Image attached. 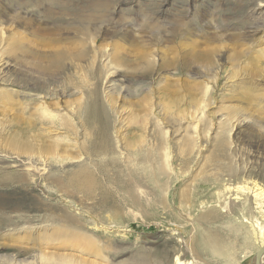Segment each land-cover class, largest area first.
<instances>
[{
  "label": "rangeland",
  "instance_id": "obj_1",
  "mask_svg": "<svg viewBox=\"0 0 264 264\" xmlns=\"http://www.w3.org/2000/svg\"><path fill=\"white\" fill-rule=\"evenodd\" d=\"M160 1L0 0V264H253L264 0Z\"/></svg>",
  "mask_w": 264,
  "mask_h": 264
},
{
  "label": "bare ground",
  "instance_id": "obj_2",
  "mask_svg": "<svg viewBox=\"0 0 264 264\" xmlns=\"http://www.w3.org/2000/svg\"><path fill=\"white\" fill-rule=\"evenodd\" d=\"M9 1V2H8ZM125 1H128V2H134L135 0H122V2H125ZM149 1V0H148ZM151 1V0H150ZM20 2V4L25 8L27 5H28V3H29V1H26V2H22V1H19ZM121 2V3H122ZM160 2H162V5H163V7H161L160 9H159V11L157 12V14H158V17H162V18H164L165 17V15H166V8H165V6L168 4V0H161ZM37 3H39V4H41L42 3V1H40V2H37ZM54 3V2H53ZM6 4H10V0H7V2H6ZM258 7H257V9H261V8H264V2L262 1V2H260L258 5H257ZM203 58V57H202ZM204 59L205 60H207V58H205L204 57ZM187 63H188V60H187V62L186 61H183L182 62V64H181V66L178 64V62H177V60L176 59H174V60H172V64L176 67V66H178L179 65V67H181V68H185L186 67V65H187ZM178 64V65H177ZM2 65H3V63H2ZM201 65L202 66H208V64L207 63H201ZM0 73H1V75H0V79L1 78H3L2 80H4L5 81V74L3 73V70H0ZM2 73L4 74V76L2 75ZM6 79L8 80V78L6 77ZM11 81V80H10ZM3 82V81H2ZM7 83V82H6ZM6 91V90H5ZM14 92V91H13ZM5 93H0V96H2V95H4ZM198 99V98H197ZM195 100L196 102L198 101V100ZM192 101H194V100H192ZM194 101V102H195ZM195 102V103H196ZM201 102V101H200ZM196 104H198V102L196 103ZM200 105V104H199ZM204 106V105H203ZM205 107V106H204ZM199 109H201L202 110V106L199 108ZM204 110V109H203ZM202 110V111H203ZM200 111V110H199ZM183 116V115H182ZM192 140H194L195 142H196V140L193 138ZM96 145V144H95ZM82 147V146H81ZM106 148V147H105ZM104 149V148H103ZM100 150H101V148H100ZM75 177L76 178H74V184L76 185V186H78V187H82V188H87V189H90V188H92V186L94 185L93 183V179H91V176H90V174L89 175H85V177H81L79 174H76L75 175ZM236 189H238V190H246V189H249V188H247L246 186H243V185H238V186H236ZM82 190V189H81ZM252 192H253V194H254V196L255 197H258L259 199H263L264 198V192H262V190H258V191H255V190H252ZM259 230H260V233H262V230H263V228L260 226L259 227ZM90 240V239H89ZM264 245V243L263 244H261V246H263ZM42 257H44V256H42ZM174 263L173 264H192V261H190V260H182V259H180L178 256H175V258H174V261H173ZM260 262H261V264H264V254H262V256H261V259H260ZM253 264H254V257H253Z\"/></svg>",
  "mask_w": 264,
  "mask_h": 264
},
{
  "label": "water",
  "instance_id": "obj_3",
  "mask_svg": "<svg viewBox=\"0 0 264 264\" xmlns=\"http://www.w3.org/2000/svg\"><path fill=\"white\" fill-rule=\"evenodd\" d=\"M262 254H264V245L255 251L254 264H261L260 259H261Z\"/></svg>",
  "mask_w": 264,
  "mask_h": 264
}]
</instances>
